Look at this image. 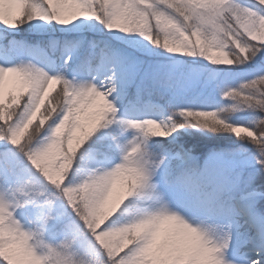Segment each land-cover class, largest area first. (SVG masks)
<instances>
[{
  "label": "clouds",
  "instance_id": "9594fccd",
  "mask_svg": "<svg viewBox=\"0 0 264 264\" xmlns=\"http://www.w3.org/2000/svg\"><path fill=\"white\" fill-rule=\"evenodd\" d=\"M35 4L20 18L8 14L10 5H0V34L36 20L55 29L88 18L113 34L215 66L242 65L264 53V0ZM47 51L52 64L22 58L0 67V121L22 123L23 147L17 150L25 167L19 177L0 178V264H238L231 255L238 229L259 228L242 214L247 185L241 182L217 206L194 213L173 198L176 177L165 170H194L197 161H173L156 141L198 131L264 145V123H255L264 121V74L221 85L227 103L217 108L179 106L161 124L156 115L123 113L97 87L107 73L97 77L72 68L79 55L60 45ZM100 55V44L90 45L80 61L94 63ZM242 112L254 119L237 120ZM101 132L112 154H94L93 138ZM252 191V208L264 217V191ZM67 214L80 225L78 234L54 227Z\"/></svg>",
  "mask_w": 264,
  "mask_h": 264
},
{
  "label": "rangeland",
  "instance_id": "374dc122",
  "mask_svg": "<svg viewBox=\"0 0 264 264\" xmlns=\"http://www.w3.org/2000/svg\"><path fill=\"white\" fill-rule=\"evenodd\" d=\"M3 31L4 26L0 25V33ZM0 41H4L0 44V64H14L22 58L52 64L53 61L47 49L60 45L69 52L79 51L80 59L72 61L74 70H78L80 60L87 53L90 45L107 44L112 49L110 54L121 61L118 68L126 74L123 95L118 100L121 111L126 115H156L161 119L166 116L170 109L169 106L153 96L144 97L145 84L156 77L164 80L163 85L167 91L176 92L178 95L194 92L212 93L217 85L202 84V78L206 72L205 66H215L205 59L168 54L162 50L153 49L146 46V42L142 44L139 38H124V34H113L103 25L88 18H81L80 21L67 26L56 25L55 29L52 28L51 22L36 20L31 33L23 28L8 29L6 37L0 34ZM223 82L228 84L226 79H223ZM105 135L101 132L97 136L101 138ZM159 142V140L156 141L157 144ZM163 143L167 144L168 141H163ZM180 143L183 144L181 141ZM191 152L197 161L193 171L198 174L197 178L202 185L204 195L210 197L217 184L226 177L211 161L212 153L203 154L196 150H191ZM262 177H259L255 184V188L261 191H263L261 188L263 183L259 181ZM263 203L264 200H261L259 204L262 212H264ZM237 243H239V238H237Z\"/></svg>",
  "mask_w": 264,
  "mask_h": 264
},
{
  "label": "snow or ice",
  "instance_id": "6c2138e0",
  "mask_svg": "<svg viewBox=\"0 0 264 264\" xmlns=\"http://www.w3.org/2000/svg\"><path fill=\"white\" fill-rule=\"evenodd\" d=\"M5 4L10 5L8 14L13 18L26 17L31 9L39 7L35 4V0H0V5ZM3 43L4 41H0V44ZM100 50L101 55L96 62L80 61L78 71L83 74H95L97 77H104L107 73V77L103 79L102 84L98 83L97 87L102 93L111 94L109 99L118 101L123 95L126 74L118 68L121 61L110 54L112 51L110 46L100 44ZM71 53L79 55V51ZM12 65L14 64H0V67ZM160 123L164 124L165 120L161 119ZM255 123L258 125L264 121L257 120ZM21 128L22 123L5 125L0 121V178H16L25 172L24 159L17 150L18 145L23 147L20 144V138L23 137ZM178 137L167 144H158L157 147L169 150L173 161L193 159L191 150L181 144ZM108 140L107 135L102 136L99 141L100 147L95 149L94 154L101 156L112 154ZM249 145L251 144H242V148L219 149L210 155L216 168L226 177L217 184L210 197L204 195L202 185L197 178L198 174L193 170L174 169L169 165L165 171L171 172L176 177L178 191L173 194V198L194 213L207 207L217 206L223 195L234 191L241 182L247 185L244 195L246 206L242 214L250 222L258 224L259 228L255 233L242 228L238 229L231 255L238 264H264V217H258L252 208V201L257 195L252 191L253 185L258 177L264 176V145L251 147L250 151ZM54 227L78 234L80 225L74 222L73 216L67 214ZM237 238H239V243H237Z\"/></svg>",
  "mask_w": 264,
  "mask_h": 264
},
{
  "label": "trees",
  "instance_id": "16d2710c",
  "mask_svg": "<svg viewBox=\"0 0 264 264\" xmlns=\"http://www.w3.org/2000/svg\"><path fill=\"white\" fill-rule=\"evenodd\" d=\"M36 21L30 25L23 27L26 32L31 33ZM253 62H247L242 65H233L230 67H215L205 66L206 72L202 78V84H217L214 92L210 93H188L178 95L176 92L167 91L166 87L161 85L164 83L160 77L153 78L148 81L143 88L144 97H155L161 100L170 109L179 106L195 105L197 107H205L214 109L221 106L222 101L219 95V87L224 85L223 79L228 81L230 85H238L241 82L254 79L260 74H264V53H260L254 58ZM205 86V85H204ZM237 120L250 121L254 116L250 112H242L236 116ZM180 141L190 150H196L203 154H211L219 149L242 148V144L231 134L228 133H213V132H198L192 131L190 133L180 134ZM100 137L93 138L92 148L100 147L98 143ZM249 151L251 145L248 146ZM259 180V177L257 178ZM259 182H262L261 188L264 191V176ZM257 184V182L255 183ZM253 185L255 188L256 185ZM264 204V203H263Z\"/></svg>",
  "mask_w": 264,
  "mask_h": 264
}]
</instances>
